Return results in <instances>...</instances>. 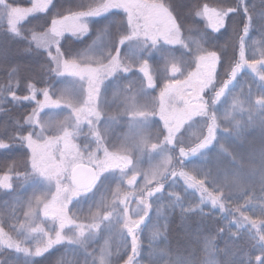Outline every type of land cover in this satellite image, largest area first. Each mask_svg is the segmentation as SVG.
Listing matches in <instances>:
<instances>
[{
	"label": "rangeland",
	"instance_id": "1",
	"mask_svg": "<svg viewBox=\"0 0 264 264\" xmlns=\"http://www.w3.org/2000/svg\"><path fill=\"white\" fill-rule=\"evenodd\" d=\"M48 1L15 7L0 0V25L15 33ZM112 12L121 13L126 25L116 44ZM209 14L214 26L213 12L202 11L205 19ZM108 15L110 23L91 46L68 59L55 56L58 81L43 92L28 119V173L18 176L15 188L11 167L0 176V191L10 192L0 203V264H31L58 246L64 249L54 264H170L169 256L154 251L164 239L168 211L188 209L191 202L198 208L217 207L226 195L230 200L245 190L243 175L222 177L218 169L208 174L206 165L227 152L224 133L241 128L239 116L247 102L256 100L257 89L246 88L237 74L222 94L207 98L217 57L199 38L180 36L162 0H101L95 11L54 19L49 31L33 41L44 47L64 34L80 35L82 29H66ZM248 16L251 47L261 49L257 53L264 57V15ZM242 64L264 75L261 66ZM80 71L84 74L77 75ZM15 85L12 74L0 95V110L14 98ZM83 163L96 166L99 178L107 175L97 180L95 191L72 184V170ZM174 164L182 166L178 173ZM231 210L235 221L228 226L258 228L264 202ZM206 244L205 264H216L210 239Z\"/></svg>",
	"mask_w": 264,
	"mask_h": 264
},
{
	"label": "trees",
	"instance_id": "2",
	"mask_svg": "<svg viewBox=\"0 0 264 264\" xmlns=\"http://www.w3.org/2000/svg\"><path fill=\"white\" fill-rule=\"evenodd\" d=\"M4 1L15 7L30 4V0ZM162 2L171 12L180 36L199 38L203 47L217 57L213 71L214 86L207 98L222 94L237 74L246 88L257 91L256 100L247 102L246 112L239 116L241 128L224 133L227 143L223 147L227 148L228 153L219 151L221 154L215 159L216 162L206 165L208 174L218 169L222 177L243 175L244 180L240 183L245 190L239 189L230 200L226 195L227 200L225 198V202L218 203L217 207L198 208L196 203L191 202L188 209L175 207L168 211L164 239L154 244V251L161 257L169 256L170 264H205L206 242L210 239L216 264H264V212L259 214L258 228L251 224L238 229L228 226V222L235 221L232 208L250 201L264 202V75L253 73L242 64V61L246 65L255 63L264 68V57L257 53L261 49L251 47L254 38L246 32L248 14L264 15V0ZM100 6L101 0H49L43 11L27 17L18 25L15 33L0 25V95L12 74L16 79L14 98L6 100L0 110V142L5 145L0 148V176L11 167L15 176L14 188L19 184L18 176L28 173L31 166L29 150L25 145V138L31 131L28 119L36 110L43 92L54 87L58 81L55 56L68 59L91 46L100 31L110 23V15L92 20L87 33L64 34L44 47L36 45L33 37L49 31L54 19L90 13ZM204 10L213 12L214 21L211 20L214 26L208 23L211 13L206 19L202 16ZM112 17L114 25H110V31L116 44L125 36L126 25L121 13L112 12ZM209 106L210 100L207 101L206 110H210ZM172 169L178 173L182 166L179 168L178 164H174ZM101 175V178L100 174L97 175L92 187L82 191H95L96 183L107 176ZM118 175L116 173L113 177L117 178ZM196 183H200L199 180ZM217 185L222 189L224 181L220 180ZM195 186L193 183L192 188ZM9 193L0 191V203L7 199ZM194 198H200L198 193L194 194ZM132 242L134 250L135 240L132 239ZM63 249V246H58L31 264H54ZM154 260L157 263L162 258Z\"/></svg>",
	"mask_w": 264,
	"mask_h": 264
},
{
	"label": "water",
	"instance_id": "3",
	"mask_svg": "<svg viewBox=\"0 0 264 264\" xmlns=\"http://www.w3.org/2000/svg\"><path fill=\"white\" fill-rule=\"evenodd\" d=\"M96 179V171L93 167L79 164L71 172L72 184L79 190L90 188Z\"/></svg>",
	"mask_w": 264,
	"mask_h": 264
},
{
	"label": "snow or ice",
	"instance_id": "4",
	"mask_svg": "<svg viewBox=\"0 0 264 264\" xmlns=\"http://www.w3.org/2000/svg\"><path fill=\"white\" fill-rule=\"evenodd\" d=\"M101 11H102V10H101ZM96 14H99V12L96 13ZM82 15H84V14L82 13ZM81 29L83 30V32L87 33V31H88V26H87V25H77L74 29H66V30L79 31V30H81ZM53 31H54L57 35H60V31H58L57 29H53ZM113 59H115V58H113ZM71 63H72L73 65H75V64H77L78 62L75 61V60H73ZM64 67H65V69H67V67H68L67 63H65ZM76 74H77V75H83L84 73H83V71H80V72H77Z\"/></svg>",
	"mask_w": 264,
	"mask_h": 264
}]
</instances>
